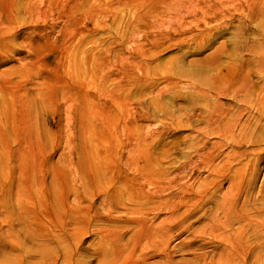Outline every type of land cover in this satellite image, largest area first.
Listing matches in <instances>:
<instances>
[{
	"label": "rangeland",
	"instance_id": "1",
	"mask_svg": "<svg viewBox=\"0 0 264 264\" xmlns=\"http://www.w3.org/2000/svg\"><path fill=\"white\" fill-rule=\"evenodd\" d=\"M261 101L264 0H0V264H264Z\"/></svg>",
	"mask_w": 264,
	"mask_h": 264
},
{
	"label": "bare ground",
	"instance_id": "2",
	"mask_svg": "<svg viewBox=\"0 0 264 264\" xmlns=\"http://www.w3.org/2000/svg\"><path fill=\"white\" fill-rule=\"evenodd\" d=\"M260 104H261L262 106H264V101H261ZM242 136H243V135H242ZM107 234H109V232H107Z\"/></svg>",
	"mask_w": 264,
	"mask_h": 264
}]
</instances>
